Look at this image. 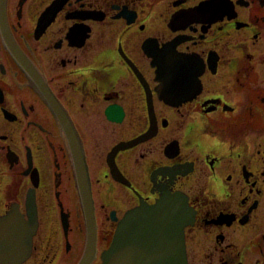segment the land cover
I'll list each match as a JSON object with an SVG mask.
<instances>
[{"label":"flooded vegetation","instance_id":"flooded-vegetation-1","mask_svg":"<svg viewBox=\"0 0 264 264\" xmlns=\"http://www.w3.org/2000/svg\"><path fill=\"white\" fill-rule=\"evenodd\" d=\"M2 5L0 216L14 207L34 228L19 264H76L83 253L59 112L87 164L89 264L102 263L126 210L174 192L193 211L186 264H264V0ZM162 47L190 59L180 80L165 72L163 98L152 63Z\"/></svg>","mask_w":264,"mask_h":264},{"label":"water","instance_id":"water-1","mask_svg":"<svg viewBox=\"0 0 264 264\" xmlns=\"http://www.w3.org/2000/svg\"><path fill=\"white\" fill-rule=\"evenodd\" d=\"M5 0H0L4 5ZM2 5V6H3ZM166 47L155 53L156 80L159 95L165 96V72L172 71L171 80H180L179 72L190 59L167 55ZM166 57L170 60L166 61ZM50 108L53 104L48 102ZM58 117L66 137L75 177L76 191L85 223L86 237L83 253L76 264H89L95 251L97 227L90 180L83 147L71 123L59 112ZM134 141L119 144L125 148ZM193 211L183 193H164L154 203H140L125 211L116 225L109 246L101 253V264H186L184 227L192 222ZM33 227H26L16 208L0 216V264H19L30 251Z\"/></svg>","mask_w":264,"mask_h":264},{"label":"rangeland","instance_id":"rangeland-1","mask_svg":"<svg viewBox=\"0 0 264 264\" xmlns=\"http://www.w3.org/2000/svg\"><path fill=\"white\" fill-rule=\"evenodd\" d=\"M7 180V178L3 175L0 176V184L4 183Z\"/></svg>","mask_w":264,"mask_h":264}]
</instances>
